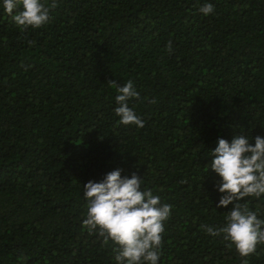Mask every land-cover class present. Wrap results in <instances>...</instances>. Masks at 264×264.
Returning a JSON list of instances; mask_svg holds the SVG:
<instances>
[{"label":"trees","instance_id":"obj_1","mask_svg":"<svg viewBox=\"0 0 264 264\" xmlns=\"http://www.w3.org/2000/svg\"><path fill=\"white\" fill-rule=\"evenodd\" d=\"M57 4L21 33L0 0V264H116L83 226V186L116 169L172 206L158 264H242L201 225L233 207L207 171L218 139L264 137V0ZM129 80L143 128L117 125L109 82ZM244 202L264 219V197Z\"/></svg>","mask_w":264,"mask_h":264},{"label":"clouds","instance_id":"obj_2","mask_svg":"<svg viewBox=\"0 0 264 264\" xmlns=\"http://www.w3.org/2000/svg\"><path fill=\"white\" fill-rule=\"evenodd\" d=\"M58 6L57 0H3V8L21 33L39 29L50 20V12ZM199 11L211 15L214 5L206 3ZM166 50L172 52L169 40ZM119 93L116 96L117 125L145 126L130 102L140 99L133 81L123 86L109 82ZM155 104L156 100L152 99ZM254 145L245 135L237 134L231 141L219 138L210 151L212 160L207 171L220 177L217 185L222 194L217 207L233 205L226 216V225L213 228L201 225L213 237L222 236L227 247H235L242 264L257 254L264 245V219L249 208L246 198L264 197V137L256 136ZM143 179L136 173L131 178L122 175L121 169L106 174L101 182L89 181L83 186L88 201L83 226L89 234H98L103 244L113 246L116 264H158L165 232V223L171 218L172 206L162 204L159 195L142 190Z\"/></svg>","mask_w":264,"mask_h":264}]
</instances>
